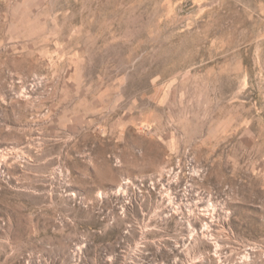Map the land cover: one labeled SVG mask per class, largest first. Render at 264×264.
Instances as JSON below:
<instances>
[{"label": "rangeland", "instance_id": "1", "mask_svg": "<svg viewBox=\"0 0 264 264\" xmlns=\"http://www.w3.org/2000/svg\"><path fill=\"white\" fill-rule=\"evenodd\" d=\"M0 264H264V0H0Z\"/></svg>", "mask_w": 264, "mask_h": 264}]
</instances>
